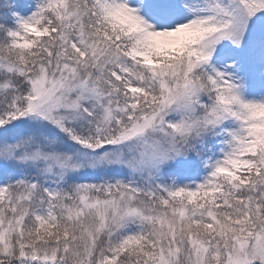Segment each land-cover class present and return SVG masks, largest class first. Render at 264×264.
I'll list each match as a JSON object with an SVG mask.
<instances>
[{"label":"snow or ice","instance_id":"6c2138e0","mask_svg":"<svg viewBox=\"0 0 264 264\" xmlns=\"http://www.w3.org/2000/svg\"><path fill=\"white\" fill-rule=\"evenodd\" d=\"M0 264H264V0H0Z\"/></svg>","mask_w":264,"mask_h":264}]
</instances>
